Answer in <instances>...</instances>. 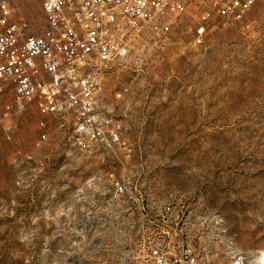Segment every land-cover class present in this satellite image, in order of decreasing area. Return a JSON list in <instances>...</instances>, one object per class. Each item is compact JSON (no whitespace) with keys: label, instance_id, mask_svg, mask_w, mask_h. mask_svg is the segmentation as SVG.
Wrapping results in <instances>:
<instances>
[{"label":"rangeland","instance_id":"obj_1","mask_svg":"<svg viewBox=\"0 0 264 264\" xmlns=\"http://www.w3.org/2000/svg\"><path fill=\"white\" fill-rule=\"evenodd\" d=\"M12 2L43 20L39 0ZM250 17L253 35L212 24L196 45L186 13L99 70L130 150L118 159L79 151L58 120L36 146L35 104L0 83V264H148L167 238L199 264H264V0Z\"/></svg>","mask_w":264,"mask_h":264},{"label":"built area","instance_id":"obj_2","mask_svg":"<svg viewBox=\"0 0 264 264\" xmlns=\"http://www.w3.org/2000/svg\"><path fill=\"white\" fill-rule=\"evenodd\" d=\"M12 1L0 0V83L9 85L17 107L35 104V145L47 139L50 121H64L79 151L118 159L119 151L129 156L130 150L117 120L99 105V70L128 58L141 31L164 35L186 13L194 19L196 45L212 24H237L253 35L250 13L259 0H39L38 24L21 16ZM111 187L129 197L122 181ZM163 241L148 249V264H199L185 241Z\"/></svg>","mask_w":264,"mask_h":264}]
</instances>
